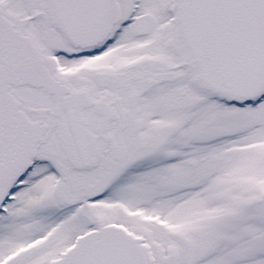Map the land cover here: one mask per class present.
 I'll return each instance as SVG.
<instances>
[{
    "label": "snow or ice",
    "instance_id": "1",
    "mask_svg": "<svg viewBox=\"0 0 264 264\" xmlns=\"http://www.w3.org/2000/svg\"><path fill=\"white\" fill-rule=\"evenodd\" d=\"M0 264H264V0H0Z\"/></svg>",
    "mask_w": 264,
    "mask_h": 264
}]
</instances>
